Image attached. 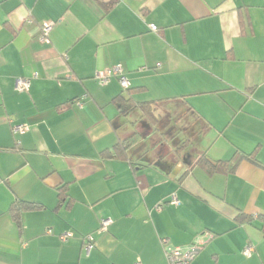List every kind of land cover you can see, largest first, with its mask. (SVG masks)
Here are the masks:
<instances>
[{"label": "crops", "instance_id": "obj_1", "mask_svg": "<svg viewBox=\"0 0 264 264\" xmlns=\"http://www.w3.org/2000/svg\"><path fill=\"white\" fill-rule=\"evenodd\" d=\"M114 65L155 127L98 84ZM237 151L260 164L194 163ZM200 240L188 264H264V0H0V264H168Z\"/></svg>", "mask_w": 264, "mask_h": 264}, {"label": "trees", "instance_id": "obj_2", "mask_svg": "<svg viewBox=\"0 0 264 264\" xmlns=\"http://www.w3.org/2000/svg\"><path fill=\"white\" fill-rule=\"evenodd\" d=\"M123 90L125 94L124 95L119 94L118 97L115 98L118 100V103H119L118 104L119 105L118 106L119 115L122 117H126L134 111H139L141 114V117L144 118L148 122L149 125L155 127L157 119L155 117L154 110H153L154 105H155L154 102L153 101H137L133 97L134 93H136L139 90H142V88L141 87L129 88V86H127V88H124ZM139 139H140V135L137 132L130 134L125 139L117 141L115 145L112 147V152L108 153V155L113 154L117 158H125L127 149H129L131 146L137 143ZM186 145H187L186 142H183L177 148L178 151H181ZM102 153H106V152L103 151ZM242 159L249 160L255 164H260L255 159L253 153H245L242 151L235 152V154L229 160L218 161V162H211L205 156L198 155L195 158L194 163L203 166L208 173L212 174L214 172H221V171L230 172L235 168L236 164ZM58 189L60 191V194H59L61 198L60 200H63L64 199L63 198L64 194H62L64 192L63 188H58ZM37 207H38V204L31 203V202L29 203L23 202L18 205L12 206L10 208V212L14 216L15 221L19 223L18 215L22 211L32 210ZM249 220H250V217L242 215V214H238V216H236V222L240 224L246 221H249Z\"/></svg>", "mask_w": 264, "mask_h": 264}, {"label": "built area", "instance_id": "obj_3", "mask_svg": "<svg viewBox=\"0 0 264 264\" xmlns=\"http://www.w3.org/2000/svg\"><path fill=\"white\" fill-rule=\"evenodd\" d=\"M40 39L43 41H48V35L51 30V25L44 23L41 26L40 29ZM36 75V74H35ZM117 77L119 79L120 85L123 88H127V80L122 75V69L119 65L111 66L110 68L97 72L95 74V78L98 82V84L103 85L110 80L112 77ZM16 89L19 91H25L29 87V78L28 77H19L16 79L15 82ZM80 105V104H79ZM25 124H19L14 125L13 130L14 131H23L26 130ZM171 202L177 204V199L174 195L171 197ZM110 223V219H104L100 222V228L99 230H104L106 226ZM71 236V233H66L62 235V239H66L67 237ZM203 244V241H196L188 245L186 248H182L181 246H173L166 249V258L168 261V264H188L199 252L201 249V246ZM93 247V237L88 234L84 237V249L88 253L89 250ZM253 251V246L251 244H247L243 250V253L245 255H250ZM135 264H140L139 262H136Z\"/></svg>", "mask_w": 264, "mask_h": 264}, {"label": "rangeland", "instance_id": "obj_4", "mask_svg": "<svg viewBox=\"0 0 264 264\" xmlns=\"http://www.w3.org/2000/svg\"><path fill=\"white\" fill-rule=\"evenodd\" d=\"M154 111H155V107H154V109H153ZM147 122V121H146ZM148 123V122H147ZM180 153L179 152H177V156L179 155Z\"/></svg>", "mask_w": 264, "mask_h": 264}]
</instances>
